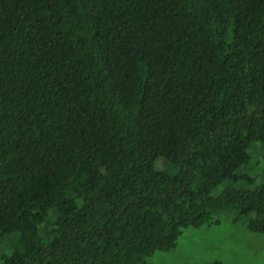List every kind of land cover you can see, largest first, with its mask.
I'll use <instances>...</instances> for the list:
<instances>
[{
    "label": "trees",
    "instance_id": "trees-1",
    "mask_svg": "<svg viewBox=\"0 0 264 264\" xmlns=\"http://www.w3.org/2000/svg\"><path fill=\"white\" fill-rule=\"evenodd\" d=\"M218 212L264 235V0H0V264H135Z\"/></svg>",
    "mask_w": 264,
    "mask_h": 264
},
{
    "label": "rangeland",
    "instance_id": "rangeland-1",
    "mask_svg": "<svg viewBox=\"0 0 264 264\" xmlns=\"http://www.w3.org/2000/svg\"><path fill=\"white\" fill-rule=\"evenodd\" d=\"M254 146L250 151L253 153V163L257 158L254 156ZM261 160L257 167L262 169ZM176 169H172L175 171ZM245 171H248L245 169ZM262 177L256 180L261 182ZM238 186L252 187V183L242 180ZM224 212H218L221 223L218 226H201L188 230L183 236V244L169 252H158L154 256L147 257V261L153 264H203L211 260H219L224 264H264V235L252 232L238 223L226 221ZM230 219V218H229ZM196 233L191 235V233ZM19 234L12 232L0 237V257L10 254L18 240ZM201 244V248L198 245ZM205 250L206 253H200Z\"/></svg>",
    "mask_w": 264,
    "mask_h": 264
},
{
    "label": "clouds",
    "instance_id": "clouds-1",
    "mask_svg": "<svg viewBox=\"0 0 264 264\" xmlns=\"http://www.w3.org/2000/svg\"><path fill=\"white\" fill-rule=\"evenodd\" d=\"M18 234H20L19 231H16ZM142 262H145V263H148V264H151V262L147 261V258L146 257H143L141 258L140 260H137L135 264H141Z\"/></svg>",
    "mask_w": 264,
    "mask_h": 264
}]
</instances>
